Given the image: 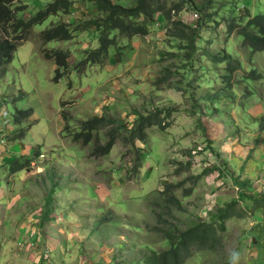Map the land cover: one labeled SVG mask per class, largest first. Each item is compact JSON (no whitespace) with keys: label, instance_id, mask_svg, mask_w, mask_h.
I'll return each instance as SVG.
<instances>
[{"label":"rangeland","instance_id":"rangeland-1","mask_svg":"<svg viewBox=\"0 0 264 264\" xmlns=\"http://www.w3.org/2000/svg\"><path fill=\"white\" fill-rule=\"evenodd\" d=\"M53 1L12 0L0 22V43L15 48L0 66V264H143L194 227L205 242L190 244L183 264H264V51L226 33L232 19L264 13V0H192L172 20L154 12L145 36L115 32L107 57L83 65L97 31L50 42L41 32L102 18L94 0H68L69 14L20 30ZM173 20L197 27L194 52L171 36ZM55 52L68 56L59 80L45 58ZM226 55L240 65L229 80L226 61L211 58ZM154 115L162 127L125 141L138 117ZM94 117L115 124L85 143L75 135ZM117 125L109 154L94 156ZM168 184L179 186L165 193ZM225 210L233 216L221 221Z\"/></svg>","mask_w":264,"mask_h":264},{"label":"trees","instance_id":"trees-1","mask_svg":"<svg viewBox=\"0 0 264 264\" xmlns=\"http://www.w3.org/2000/svg\"><path fill=\"white\" fill-rule=\"evenodd\" d=\"M131 1L134 7L124 8L119 4H114L112 0H94L93 8L102 15L100 19H89L83 20L75 25H63L59 24L51 27L47 30L41 32V36L45 42H50L52 40L59 41H69L73 39L76 34L90 32L91 30L98 32V49L96 51L85 53V58L80 62L83 64H96L108 55L109 48L114 47L116 44L115 32L121 36H145L147 32V22L149 17L154 12H160L166 18V20H172L170 15L171 12L178 14L181 12L185 6L190 4L193 7L192 0H175L173 6L166 9V2L168 0H124ZM212 1V0H209ZM12 0H0V22L9 21V17L13 14V9H10ZM71 3L68 0H54L52 3L47 4L43 9L39 10L34 16L28 19L27 24L20 30H29L30 27L42 24L48 20L51 16H56L59 13L69 14V9ZM142 18V20H140ZM246 21L244 23H237L235 20H231L226 24V33L229 35L235 33L242 39V46L250 49L252 53L264 51V13H259L254 16L246 15ZM25 23V22H24ZM172 25L174 26L172 37H175L179 41H185L192 52L195 51V42L199 38V33L197 27L192 28L185 26L181 21L173 20ZM23 23L20 22L19 26ZM13 53H15V48L9 46L7 42L0 43V66L6 65L12 61ZM54 59L57 69L55 70V80H59L62 77V72L67 71V55L63 52H55L53 55H45V58ZM213 62L226 61L227 63V76L226 80L230 79L231 74L240 67L239 63L235 64L229 60L228 55L225 57H211ZM221 58V59H220ZM33 112L31 109L26 111H19L18 115L15 116V122H26L30 119ZM152 116L138 117L135 125L127 130L129 137L125 139L127 142L130 139H136L138 141L145 140L144 131L150 126L158 125L161 126L159 119L155 117L150 120ZM65 122H70V118L63 115ZM114 121L106 120L103 117H94L93 119L87 120L80 123V130L75 136H81L82 141L89 143L92 138V132L96 131L105 126L114 125ZM124 125H117L109 131V141L106 145L96 150L93 154L94 156L100 157L97 152L101 154L108 155L116 136L121 130H124ZM22 169V168H21ZM179 185L165 186V193H170L173 188H178ZM52 195L53 191H50L49 196L45 201V211L43 213L42 221H45L50 216L49 208L52 205ZM168 202L173 205H179L173 197H168ZM234 204V203H233ZM232 206V205H228ZM232 212L227 213L226 210L222 211L220 214V220L229 219L232 217ZM211 224L204 225L210 227ZM222 228V227H221ZM203 238V239H202ZM171 242L170 249L164 251L160 254L154 255L151 259H148L143 264H183L184 261L191 255L190 244L197 245V243L202 244L205 242V237L199 233L198 227L189 229L188 231L182 233L180 237L173 239L169 238ZM175 240V241H173Z\"/></svg>","mask_w":264,"mask_h":264}]
</instances>
